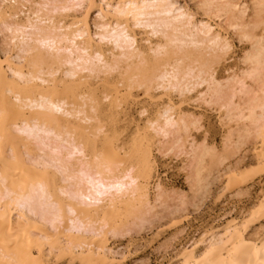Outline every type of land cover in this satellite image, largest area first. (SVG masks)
Wrapping results in <instances>:
<instances>
[{
  "label": "bare ground",
  "instance_id": "obj_1",
  "mask_svg": "<svg viewBox=\"0 0 264 264\" xmlns=\"http://www.w3.org/2000/svg\"><path fill=\"white\" fill-rule=\"evenodd\" d=\"M0 3V34L9 33L12 47L0 52V264L123 257L111 239L164 218L160 212L174 203L155 151L181 160L196 199L249 142L264 166V0L251 8L242 0H199L201 20L175 0ZM93 7L103 19L93 22L95 32ZM136 28L148 34L144 44ZM230 30L249 47L244 67L223 76L219 69L235 48ZM141 88L163 90L154 95L159 109L121 142L119 109ZM193 91L227 127L221 151L199 139L202 118L181 106ZM225 168L227 188L249 178L237 165ZM177 198L171 216L166 212L174 223L188 210V200ZM263 215L264 196L242 217L221 215L182 247L176 264H264V234L251 229Z\"/></svg>",
  "mask_w": 264,
  "mask_h": 264
},
{
  "label": "rangeland",
  "instance_id": "obj_2",
  "mask_svg": "<svg viewBox=\"0 0 264 264\" xmlns=\"http://www.w3.org/2000/svg\"><path fill=\"white\" fill-rule=\"evenodd\" d=\"M175 1L178 3V5H181L183 7L185 6L189 10H191V9L195 10L194 13L197 12V13H195L196 19L201 20L202 18H204V19L206 18L204 11H202L201 8L197 7V6H199L198 5L199 0H175ZM0 2H1V0H0ZM242 2L246 3L251 8L252 0H242ZM0 7H1V5H0ZM86 7L88 8V5ZM86 7L83 10V12L85 11L84 14H86V10H87ZM193 10H192V12H193ZM89 11H90L89 12L90 25L92 27V30L95 29V30H93L95 32L96 31V27L94 26L95 23L100 21V20H103V19H102V17H99V8L98 7L90 8ZM69 20H71V17L69 18ZM93 22H95V23H93ZM136 32H137V34H139V32L141 33V35L139 34V37H138V39L140 41H143L144 39H146L148 37L147 36L148 34H146L144 32V29L140 30V28H136ZM143 32H144V35H142ZM230 33H231V35L233 34L232 36H235L234 37L235 39L233 38L235 48L232 51L234 54L231 53V58L229 59V61L224 62L225 64L222 65L223 67L221 66L220 67L221 69H219L220 70L219 73L223 76H226L228 74V72L232 71V68H234L236 70L237 69L236 66H238L237 71H239V68H242V66L244 67V64H242V62H240L241 64H239V61H242V58L244 55L243 53H245V51L249 47V42L242 41L238 37L237 34L235 35V32L233 30H230ZM5 34H6V36L8 35V38L5 36ZM140 38H142V39H140ZM8 41H10L9 33L6 31L2 32L0 34V52L6 53L9 55V52L12 53V47L10 44L11 42L8 43ZM144 42L145 41H143V44H144ZM7 50H9V51H7ZM240 58H241V60H240ZM229 68H230V70H229ZM226 70L228 72H226ZM58 75L59 76H57V77H59V79H60V77H61L60 75H62V74L60 73ZM153 91L151 90L150 94H147L143 88L138 89V90L135 89L133 96L131 97L132 99L131 98H130L131 100L129 99V101H131V102L130 103L127 102V104H124L123 108L119 109L120 112L122 111L119 114V121H121L120 120V118H121L122 123L118 122V126L120 125L119 130H121L120 141H121V138H123L122 133H124V136H125L124 142H129V140H131V138H132V135L135 131L136 126H138V125L141 127L145 126V124H146L145 122L147 121V119L150 116L154 117L156 115V113L159 109V105H157L158 104V102L156 101L157 98H154V95L156 97L160 96V94H162L161 92H163V90L158 89L156 91L155 90H153ZM194 94L196 97H194ZM173 97H174V99L176 98L175 101H177V103H180L182 97L180 98V96L179 95L177 96L176 93H173ZM190 97H192V98H190ZM164 98H165V100H167L168 97L164 96ZM186 98H188V99H186ZM186 98H183L184 104L183 103H182L183 105L181 104L183 110L187 113L196 114V115H198V117H201L203 120L202 124H204V125H203L202 129L196 133V134L199 133L198 134L199 139L203 140L202 138H205V136H206L207 140L210 143L215 144L217 149L219 148L218 150L221 151L223 144H224V135L226 134V130H227L226 128L227 127L223 126V124L221 125L222 122H221V119L219 118L220 115H218L220 113L215 108L213 109V107H211L212 108L211 109V108H209L208 105H207L208 106L207 107L206 104H204V103L202 104V102L200 100H198V94L195 91H193V93H188ZM196 98L198 101L194 100ZM151 99H153L155 102ZM159 101L163 102L162 100H159ZM131 104H132V106H131ZM142 106H143V109L145 107V109L146 110L148 109V110L146 113L141 114V116H140L139 112H141V111H139V110H142V108H141ZM122 130H123V132H122ZM126 136H127V138H126ZM121 142H123V141H121ZM155 153H156L155 155H156V160H157V164H158L157 174L160 175V177L163 179V181L166 184L168 191L170 193L172 190L176 191V194L174 191L171 194V203L172 202L175 203L174 197L177 198V196H178L177 194H179L181 192L182 196L180 193L179 198H177L176 201L179 204V202H181L180 197H183V199L185 201L188 200L186 202V206H185L186 207L185 209L188 208V210H185V211L182 210L181 211L182 213L184 211L183 216L179 218V221L177 220L178 222L175 221V223L177 222L175 224L174 222H171L169 220V217L171 216V214L175 210L177 204L175 203L176 204L175 205L173 203L174 205L172 204V206H171V204L169 203V205L174 209L169 207L165 211L160 212L161 215L164 214L166 216V219H165V216H164V218L156 217V218H153V220L151 219L153 222L152 221H150V222L154 223L153 224L154 227L151 226L152 229H150L151 228L150 225H152V223L150 224V222H148V223H146L147 227H143L144 229H142V230H134L133 232L127 233V235L124 234V236L121 235V237L119 236V238H118V236H116L113 239H111L110 247L113 248L114 251H120V250L122 252L124 251L123 252L124 256L119 257V255H118V257H117L118 260H115L114 262H112V264H176L177 263V255L181 252V249H183L182 247H184V245L188 244L189 241H192L194 238H196L200 234V232L203 231V229L208 228L209 225L211 226V225H215V224L219 223L220 218L223 215H229V214L233 213L237 217H242V214L244 212L246 213V211L251 210L252 206L255 203H257L260 198H262L264 196V166L257 164V158H256L255 151L253 149L252 142L247 143L241 149L239 154L238 153L234 154L233 155L234 157L231 156V158H229L226 161L227 163L225 162L224 163L225 165L223 164L224 166H220L218 168V170L221 173H222V171L224 173L225 169H226L225 167H227L229 165H232V166L237 165L239 170L245 169L248 172L247 173L244 170V172L249 174L248 180L245 181L244 183H240L239 186H236L234 188L233 187L227 188V186H225L226 185V177H222L224 180H221L222 174L216 170V172L219 174L214 172L213 176L210 178L209 191L207 194H204L203 198H201V199H196L194 197L195 193L190 188L191 187L189 184L190 182L187 178L186 171L182 167L183 164H182L181 160L179 158H178V160H177V158L172 159L171 158L172 154H167V156H166V154L165 155L163 154L164 155L163 156L162 153H160L158 151H155ZM238 162H239V164H238ZM226 164H228V165H226ZM258 166H260V168H257ZM253 173H256V174H253ZM161 174L163 177L161 176ZM251 174H253L254 176L253 175L251 176ZM224 188L226 190H224ZM222 193H224V195ZM192 197H194V198H192ZM178 200H180V201H178ZM193 202H195L196 205L198 203L199 206L197 207L196 205H194ZM189 203H191V204H189ZM181 206H182V204H181ZM181 206H179V207H181ZM158 210H161V209L158 208ZM166 212L169 213L170 216H167ZM186 214H187V217H186ZM160 219L162 221H160ZM217 220H218V222H217ZM171 223H173V224H171ZM252 225L253 226H251V229L253 232L258 231V232H260V234H262L261 232H263V234H264V231H263V229H264V226H263L264 225V215L259 217ZM46 264H80V263L77 261L76 262L72 261L71 259H69V257L53 256L50 258V260H48L46 262Z\"/></svg>",
  "mask_w": 264,
  "mask_h": 264
}]
</instances>
